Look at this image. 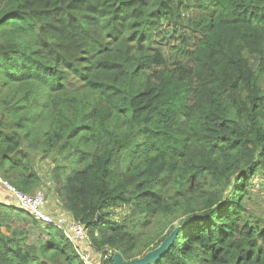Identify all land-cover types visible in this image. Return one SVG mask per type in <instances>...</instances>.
<instances>
[{
    "label": "trees",
    "instance_id": "1",
    "mask_svg": "<svg viewBox=\"0 0 264 264\" xmlns=\"http://www.w3.org/2000/svg\"><path fill=\"white\" fill-rule=\"evenodd\" d=\"M0 177L49 183L100 253L178 228L151 264H264V0H0ZM0 264L86 263L0 202Z\"/></svg>",
    "mask_w": 264,
    "mask_h": 264
},
{
    "label": "built area",
    "instance_id": "2",
    "mask_svg": "<svg viewBox=\"0 0 264 264\" xmlns=\"http://www.w3.org/2000/svg\"><path fill=\"white\" fill-rule=\"evenodd\" d=\"M0 184L3 185L13 196L16 206L26 210L30 216L41 224H55L63 229L68 239L74 244L76 253L84 260L86 264H104V261L111 258L112 253L105 251L100 253L94 249L91 239L88 237L84 226L70 219L54 218L46 209L47 198L42 189H37L33 194H26L9 182L0 177ZM94 256L97 261H94Z\"/></svg>",
    "mask_w": 264,
    "mask_h": 264
},
{
    "label": "rangeland",
    "instance_id": "3",
    "mask_svg": "<svg viewBox=\"0 0 264 264\" xmlns=\"http://www.w3.org/2000/svg\"><path fill=\"white\" fill-rule=\"evenodd\" d=\"M36 163L39 167L41 175L44 177H47L48 173L51 169V162L49 160H37ZM262 182H264V180L261 181V179H259V177H258L256 182H255V189L253 190L254 195H256V197L254 198V201L251 203V205L256 210V212L264 215V185ZM49 186H50L49 183H48V185H47V183H44L42 185V187H40V189H42L46 195L48 206L56 209V211L54 213H52L53 216H56L62 212L61 213L62 216H60V217H63L64 219H67V220L68 219L73 220L68 213H64L62 203L56 197H53V195L50 193V190L48 189ZM7 194L9 195L10 198L8 200H6L1 196V199L3 201L2 203H6L4 201H7L9 203L13 202L16 204L13 196H11L9 193H7ZM9 203H6V204H9ZM123 212H124V210L122 209L121 212H119V214H122ZM177 223H178V219L173 222V225H176ZM22 224H23V222H15L13 224V226L14 227L19 226V228H20V227H23ZM33 228L34 227H32L30 225L24 226L22 228V230L26 233V235L30 239H36L37 238V232ZM4 230H5V228H4ZM94 261H97V258L95 256H94Z\"/></svg>",
    "mask_w": 264,
    "mask_h": 264
},
{
    "label": "water",
    "instance_id": "4",
    "mask_svg": "<svg viewBox=\"0 0 264 264\" xmlns=\"http://www.w3.org/2000/svg\"><path fill=\"white\" fill-rule=\"evenodd\" d=\"M178 234V228H176L167 238L161 242V244L155 249L146 252L144 255L132 260H125L120 252H113L111 260L113 264H151L158 261L166 253L174 238Z\"/></svg>",
    "mask_w": 264,
    "mask_h": 264
},
{
    "label": "crops",
    "instance_id": "5",
    "mask_svg": "<svg viewBox=\"0 0 264 264\" xmlns=\"http://www.w3.org/2000/svg\"><path fill=\"white\" fill-rule=\"evenodd\" d=\"M7 193H9L10 194V192L3 186V185H1L0 184V202H3L2 201V199H1V196L4 198V199H6V200H8L10 197H9V195L7 194ZM11 195V194H10ZM12 196V195H11ZM4 202H6V203H9V202H7V201H4ZM5 203V204H6ZM9 204H15V203H13V202H10ZM46 209L47 210H49V211H56V209H54L53 207H49L48 206V204L46 203Z\"/></svg>",
    "mask_w": 264,
    "mask_h": 264
}]
</instances>
